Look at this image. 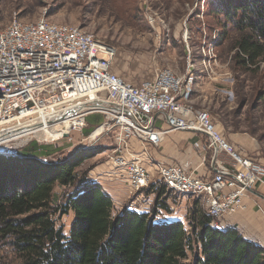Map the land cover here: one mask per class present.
<instances>
[{
  "label": "rangeland",
  "instance_id": "374dc122",
  "mask_svg": "<svg viewBox=\"0 0 264 264\" xmlns=\"http://www.w3.org/2000/svg\"><path fill=\"white\" fill-rule=\"evenodd\" d=\"M223 5L224 0H0V23L7 24L17 15L25 22L47 17L56 23L80 26L116 48L115 71L134 84L153 78L161 68L180 75L191 70L194 76L191 104L209 112L217 129L238 154L261 162L264 160V56L254 65L244 66L239 62L235 46L241 34L233 20L227 21ZM99 99L80 102L86 103L85 109L90 108V114L104 122L105 114L94 109ZM68 109L55 116L69 113L60 119L45 117L49 124L68 122V127L62 125L45 138L36 133L28 135V131L44 127L45 122L39 126L31 124L32 119L22 131L18 130L16 139L0 145V153L37 156L44 162H56L78 150H90L94 156L83 161L75 172L99 183L106 193L117 182L121 194L114 200L110 196L114 214L129 206L136 211H150L157 222L180 221L190 230L187 219L190 209L196 203L205 208L199 199L164 188L165 194L158 200L157 191L165 187L158 181L133 197L123 179H111L115 176L109 161L114 147L113 132L102 134L103 127L96 130L99 121L71 129L77 120H69L70 114L75 115V109ZM70 129L68 137H60ZM90 129L92 132L87 135L85 132ZM34 143L48 146L55 153L38 156L32 148ZM212 156L208 151L206 159ZM219 159L228 164L232 162L227 154H220ZM72 190L73 187L56 185L61 202ZM162 202L168 208L163 209ZM73 219L74 213L70 211L59 222L65 225L67 234ZM194 254L195 251L190 252L186 263L190 264ZM11 257L4 259L7 264Z\"/></svg>",
  "mask_w": 264,
  "mask_h": 264
},
{
  "label": "built area",
  "instance_id": "2783aa9c",
  "mask_svg": "<svg viewBox=\"0 0 264 264\" xmlns=\"http://www.w3.org/2000/svg\"><path fill=\"white\" fill-rule=\"evenodd\" d=\"M116 53L115 47L80 26L47 17L25 22L16 15L7 24L0 23V145L16 139L18 130L32 119L31 124L42 126L46 119L37 117L39 113L49 116L69 107L75 109L69 120H77L71 129L82 127L90 108L80 101L99 97L94 109L106 119L96 129L103 127L102 134L113 132L109 161L114 178L123 179L133 197L156 181L170 191L191 195L212 217L211 226L221 227L225 216L245 210L250 192L264 188V163L238 154L209 112L191 104V70L180 75L161 68L153 78L134 84L115 71ZM157 116L165 118L166 129L154 127ZM175 130L205 138L195 147L204 151L205 158L208 151L214 152L213 161L219 164L212 176H198L178 164L156 163L153 170L147 168L132 142L158 145ZM220 154L229 155L232 162L219 159Z\"/></svg>",
  "mask_w": 264,
  "mask_h": 264
},
{
  "label": "trees",
  "instance_id": "16d2710c",
  "mask_svg": "<svg viewBox=\"0 0 264 264\" xmlns=\"http://www.w3.org/2000/svg\"><path fill=\"white\" fill-rule=\"evenodd\" d=\"M224 3L222 12L241 34L235 46L239 62L254 65L264 56V0ZM32 148L43 156L55 153L36 143ZM91 153L81 149L56 162L0 153V264L10 255L8 264H188L194 251L190 264H264L262 247L236 227H212V217L197 203L187 218L190 230L129 206L114 214L101 185L75 172ZM57 184L73 187L63 202ZM70 211L67 234L59 222Z\"/></svg>",
  "mask_w": 264,
  "mask_h": 264
},
{
  "label": "crops",
  "instance_id": "0c3cea01",
  "mask_svg": "<svg viewBox=\"0 0 264 264\" xmlns=\"http://www.w3.org/2000/svg\"><path fill=\"white\" fill-rule=\"evenodd\" d=\"M85 120L87 124L99 121L97 126L103 123L99 116H94L92 113L88 114ZM154 127L166 129L165 118L157 116ZM92 129H90V132H92ZM201 138L202 136L196 132L175 130L167 133L158 145L151 143L142 145L137 140L133 141L132 145L135 151L141 155L143 163L151 170H153L156 163L178 164L189 172L195 171L198 176L210 177L214 173V166L219 163H214L213 151H211L213 156L209 160L205 158L204 151L195 147V143L199 142ZM37 155L41 156L39 153ZM261 162L264 163V160H261ZM111 179L117 180L114 176ZM116 183H112L110 189H107V193L112 196L113 200L121 194ZM138 200L135 202L137 203ZM244 203L246 205L245 210L225 216L221 220V227H236L246 239L264 249V188L260 186L250 192L245 197ZM141 211L149 212L142 209Z\"/></svg>",
  "mask_w": 264,
  "mask_h": 264
},
{
  "label": "bare ground",
  "instance_id": "6f19581e",
  "mask_svg": "<svg viewBox=\"0 0 264 264\" xmlns=\"http://www.w3.org/2000/svg\"><path fill=\"white\" fill-rule=\"evenodd\" d=\"M60 113V111H57L54 115H49V118H51V119H54L53 117H55L57 114H59ZM67 114H69V113H67ZM66 114V115H67ZM74 114V113H73ZM36 115H39V116H37V117H41V118H47V115H43V114H41V113H39V114H36ZM63 116H65V115H63ZM73 115L72 114H70V116L69 117H72ZM30 118V117H29ZM45 122V121H44ZM29 125V124H28ZM62 125H65L66 127H68L69 126V123L68 122H57V123H51V124H49V123H47V122H45L44 123V127H42V128H39V130H37V131H34L35 133H36V135H38V136H40V137H43V138H45V137H47V136H49V135H51V134H53L54 133V131H57Z\"/></svg>",
  "mask_w": 264,
  "mask_h": 264
},
{
  "label": "water",
  "instance_id": "95a60500",
  "mask_svg": "<svg viewBox=\"0 0 264 264\" xmlns=\"http://www.w3.org/2000/svg\"><path fill=\"white\" fill-rule=\"evenodd\" d=\"M65 116H66V115H65ZM65 116H62V117H65ZM69 116H70V115H69ZM69 116H68V117H69ZM62 117H60V118H62ZM60 118H58V119H60ZM11 134H12V133H7L5 136H10ZM69 134H70V132L68 131V132L62 133L60 137H62V138H66V137L69 136Z\"/></svg>",
  "mask_w": 264,
  "mask_h": 264
}]
</instances>
